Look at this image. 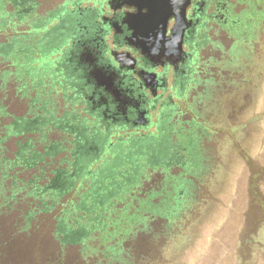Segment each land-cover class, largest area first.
<instances>
[{
    "label": "flooded vegetation",
    "instance_id": "1",
    "mask_svg": "<svg viewBox=\"0 0 264 264\" xmlns=\"http://www.w3.org/2000/svg\"><path fill=\"white\" fill-rule=\"evenodd\" d=\"M0 25L1 59L18 55L0 67L1 87L16 79L12 138H50L46 149L27 146L36 161L64 156L65 138L73 150L69 180L54 175L53 188L65 192L97 161L98 176L128 184L135 201L177 202L165 263L210 223L226 264H264L256 180L243 219L217 213L262 136L264 0H0Z\"/></svg>",
    "mask_w": 264,
    "mask_h": 264
},
{
    "label": "trees",
    "instance_id": "2",
    "mask_svg": "<svg viewBox=\"0 0 264 264\" xmlns=\"http://www.w3.org/2000/svg\"><path fill=\"white\" fill-rule=\"evenodd\" d=\"M14 56H0V67L4 60L16 65ZM15 80L10 79L6 88L0 86V264H167L165 251L175 249L171 241L179 237L181 227L175 218L177 202L135 201L128 184H93L99 177L97 161L79 171L78 183H67L65 192H58L61 187H52L53 178L69 180L63 177L72 172L73 150L65 138L64 156L47 159L41 154L36 161L27 146L46 149L50 138H12L18 131L5 120L13 118L18 107ZM25 141V149L16 154ZM66 163L69 168L62 166ZM113 186L116 194L101 197ZM146 207L152 212L142 214ZM166 212L171 216L168 222L163 220Z\"/></svg>",
    "mask_w": 264,
    "mask_h": 264
},
{
    "label": "rangeland",
    "instance_id": "3",
    "mask_svg": "<svg viewBox=\"0 0 264 264\" xmlns=\"http://www.w3.org/2000/svg\"><path fill=\"white\" fill-rule=\"evenodd\" d=\"M258 112L260 114V128L262 129V136L258 149L247 156V161L249 163L248 165L246 164L245 171H243L244 173H242L240 169H237L234 176L228 181V184H226L224 188L226 193L225 195L222 194L224 201L218 200V202H220L217 206V213L219 216L223 217V215L229 213L231 216H236L238 218L242 217L243 219V216H245L244 213L247 212L251 204H249V200L251 202L253 198L250 195V179L253 181L256 180V182H253L256 183V189L252 190L253 193H258L263 196L264 201V83L258 104ZM98 179L100 180L101 178L99 177ZM101 180L104 184L111 182L110 178L104 177ZM251 182L252 181H250V183ZM87 183L88 181L86 184ZM147 208L148 207H146L143 212H140H142V214L152 212V210H148ZM152 208L154 209V206H152ZM215 222L218 223V227L223 225V219L219 221L216 219ZM210 226V223L208 225H201L197 229V232L194 233L193 240L187 243L188 245L186 244L187 246L185 249H182L180 254L182 258H178L179 256H177L172 264H226L227 250L223 244V240L219 239V237L221 238V234H219L218 231H214L215 233L212 235V228H210ZM259 233L260 237L264 240V228L260 229ZM172 251V254H175V250Z\"/></svg>",
    "mask_w": 264,
    "mask_h": 264
},
{
    "label": "water",
    "instance_id": "4",
    "mask_svg": "<svg viewBox=\"0 0 264 264\" xmlns=\"http://www.w3.org/2000/svg\"><path fill=\"white\" fill-rule=\"evenodd\" d=\"M186 0H182V6L184 7Z\"/></svg>",
    "mask_w": 264,
    "mask_h": 264
}]
</instances>
